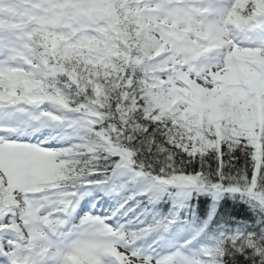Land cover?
I'll list each match as a JSON object with an SVG mask.
<instances>
[{
  "label": "snow or ice",
  "instance_id": "1",
  "mask_svg": "<svg viewBox=\"0 0 264 264\" xmlns=\"http://www.w3.org/2000/svg\"><path fill=\"white\" fill-rule=\"evenodd\" d=\"M0 264H264V0H0Z\"/></svg>",
  "mask_w": 264,
  "mask_h": 264
},
{
  "label": "trees",
  "instance_id": "2",
  "mask_svg": "<svg viewBox=\"0 0 264 264\" xmlns=\"http://www.w3.org/2000/svg\"><path fill=\"white\" fill-rule=\"evenodd\" d=\"M206 197L207 196H200L199 199L195 201L198 214L200 212V201H206L207 200ZM226 199H228L230 204H241L243 208H247V209H249V211H251V208L247 203H244L242 201L232 200L230 197H226ZM220 203L222 204L223 201H221ZM207 204H208V208L211 209L212 202H207ZM237 219H243V217H237Z\"/></svg>",
  "mask_w": 264,
  "mask_h": 264
}]
</instances>
